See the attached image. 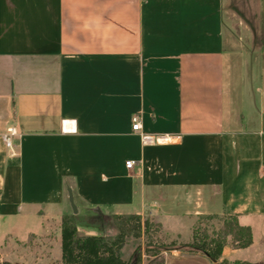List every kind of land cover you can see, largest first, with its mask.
<instances>
[{
	"label": "crops",
	"instance_id": "crops-1",
	"mask_svg": "<svg viewBox=\"0 0 264 264\" xmlns=\"http://www.w3.org/2000/svg\"><path fill=\"white\" fill-rule=\"evenodd\" d=\"M258 7L248 34L225 0H0V220L60 222L69 189L79 214L148 216L178 242L199 216L234 215L253 243L228 236L222 259L264 264ZM165 264L213 263L172 250Z\"/></svg>",
	"mask_w": 264,
	"mask_h": 264
},
{
	"label": "trees",
	"instance_id": "trees-1",
	"mask_svg": "<svg viewBox=\"0 0 264 264\" xmlns=\"http://www.w3.org/2000/svg\"><path fill=\"white\" fill-rule=\"evenodd\" d=\"M93 217L92 221L87 219L88 227L105 229L110 224L115 233L106 235L100 231L93 235L81 234L80 215H63L60 221L61 264H131L122 258V251L130 239H145L147 264H165V255L172 250L205 255L213 264H238L222 259L227 237H233L238 249L248 248L253 243L251 227L241 225L238 217L234 215L199 216L191 241L185 243L164 238L161 224L148 216L96 213ZM204 222H207L205 226L202 225ZM214 222H218L219 227L211 232ZM138 248L141 249V245ZM134 264H142L141 253Z\"/></svg>",
	"mask_w": 264,
	"mask_h": 264
},
{
	"label": "rangeland",
	"instance_id": "rangeland-1",
	"mask_svg": "<svg viewBox=\"0 0 264 264\" xmlns=\"http://www.w3.org/2000/svg\"><path fill=\"white\" fill-rule=\"evenodd\" d=\"M225 10L230 12L231 17H242L245 20L247 23L246 33L262 31L258 0H225ZM68 211L72 212V209H68ZM78 215L82 219L80 224L83 225L79 226L81 234L93 235L100 231L106 235L115 233L110 224L105 229L91 226L96 228L94 230V228L88 227L87 219L92 221L94 214H79L78 211ZM167 219L168 223H174L172 218ZM206 224L207 222H204L202 225ZM212 224L211 232L216 231L219 227L218 222ZM12 230L16 231V235L8 237ZM181 231L180 241H191L193 230L182 229ZM58 236L61 237L60 222L52 221L50 223V217L44 215L30 213L28 216H18L7 222L0 220V256L4 261L2 264H50V262L56 264L58 262ZM139 245H141V249L138 248ZM144 249L145 239H130L122 251V258L134 264L141 253L142 264H147L148 257Z\"/></svg>",
	"mask_w": 264,
	"mask_h": 264
},
{
	"label": "built area",
	"instance_id": "built-area-1",
	"mask_svg": "<svg viewBox=\"0 0 264 264\" xmlns=\"http://www.w3.org/2000/svg\"><path fill=\"white\" fill-rule=\"evenodd\" d=\"M132 130L133 131H140L141 130V126H140L138 116H135L132 119ZM14 135H16V132L12 128H8L6 133L1 135V139H2V141L6 147H8V148L12 147V137ZM141 140L144 144H151V143H154L155 141H157L158 139H155L154 137L149 136V135L141 134ZM134 165H135L134 161H127L126 162V167L128 169L133 168Z\"/></svg>",
	"mask_w": 264,
	"mask_h": 264
},
{
	"label": "water",
	"instance_id": "water-1",
	"mask_svg": "<svg viewBox=\"0 0 264 264\" xmlns=\"http://www.w3.org/2000/svg\"><path fill=\"white\" fill-rule=\"evenodd\" d=\"M68 193H69V202H70V205H71V208H72V213L74 215H77L78 214V207H77V205L75 203L73 192H72L71 189H69ZM99 213H100V211H99Z\"/></svg>",
	"mask_w": 264,
	"mask_h": 264
}]
</instances>
